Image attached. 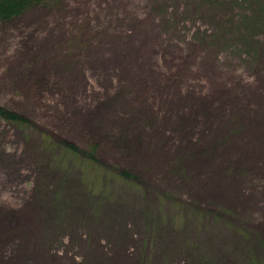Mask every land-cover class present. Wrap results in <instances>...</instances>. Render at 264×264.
<instances>
[{
    "label": "rangeland",
    "instance_id": "1",
    "mask_svg": "<svg viewBox=\"0 0 264 264\" xmlns=\"http://www.w3.org/2000/svg\"><path fill=\"white\" fill-rule=\"evenodd\" d=\"M0 264H264V0L0 20Z\"/></svg>",
    "mask_w": 264,
    "mask_h": 264
},
{
    "label": "trees",
    "instance_id": "2",
    "mask_svg": "<svg viewBox=\"0 0 264 264\" xmlns=\"http://www.w3.org/2000/svg\"><path fill=\"white\" fill-rule=\"evenodd\" d=\"M36 0H0V20H9L18 15Z\"/></svg>",
    "mask_w": 264,
    "mask_h": 264
}]
</instances>
